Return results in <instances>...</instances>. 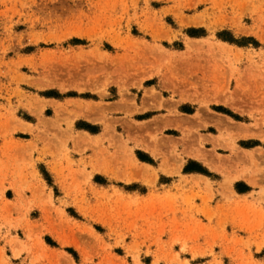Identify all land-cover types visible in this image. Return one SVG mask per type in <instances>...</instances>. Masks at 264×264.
Returning <instances> with one entry per match:
<instances>
[{"label":"rangeland","instance_id":"1","mask_svg":"<svg viewBox=\"0 0 264 264\" xmlns=\"http://www.w3.org/2000/svg\"><path fill=\"white\" fill-rule=\"evenodd\" d=\"M44 233L264 264V0H0V264Z\"/></svg>","mask_w":264,"mask_h":264},{"label":"crops","instance_id":"2","mask_svg":"<svg viewBox=\"0 0 264 264\" xmlns=\"http://www.w3.org/2000/svg\"><path fill=\"white\" fill-rule=\"evenodd\" d=\"M86 133L89 135L96 134L92 133V130L94 131V124L88 125L86 129H83ZM36 153H34V156ZM28 160V156L25 155V157H19L18 161H20L19 166L22 165V162L25 163V161ZM49 160H51L49 158ZM50 169V168H49ZM27 170L22 171L25 173ZM29 174V172H26ZM40 220H38L39 222ZM60 244V247L51 245L46 241L45 233L43 236H41V242L36 247L32 248L30 251H24L20 256H14L9 255L11 264H65L64 258H61L60 255L62 253H67L64 249H62V244L59 240H57ZM0 246L3 247V243L0 242ZM8 256V253H7ZM67 259L69 262L71 259L69 256H67Z\"/></svg>","mask_w":264,"mask_h":264},{"label":"bare ground","instance_id":"3","mask_svg":"<svg viewBox=\"0 0 264 264\" xmlns=\"http://www.w3.org/2000/svg\"><path fill=\"white\" fill-rule=\"evenodd\" d=\"M193 155V154H192ZM207 158V157H206ZM206 158H203L204 160L206 159ZM207 161V160H206Z\"/></svg>","mask_w":264,"mask_h":264}]
</instances>
